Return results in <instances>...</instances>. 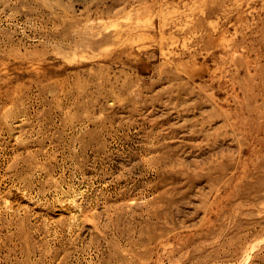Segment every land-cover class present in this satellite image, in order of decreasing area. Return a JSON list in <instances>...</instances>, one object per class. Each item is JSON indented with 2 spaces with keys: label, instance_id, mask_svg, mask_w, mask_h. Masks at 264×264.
Here are the masks:
<instances>
[{
  "label": "rangeland",
  "instance_id": "374dc122",
  "mask_svg": "<svg viewBox=\"0 0 264 264\" xmlns=\"http://www.w3.org/2000/svg\"><path fill=\"white\" fill-rule=\"evenodd\" d=\"M0 264H264V0H0Z\"/></svg>",
  "mask_w": 264,
  "mask_h": 264
}]
</instances>
